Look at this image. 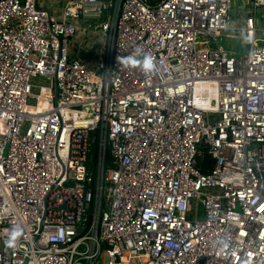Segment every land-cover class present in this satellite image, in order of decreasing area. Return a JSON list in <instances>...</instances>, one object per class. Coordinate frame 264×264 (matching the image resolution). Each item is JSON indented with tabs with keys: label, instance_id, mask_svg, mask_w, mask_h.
<instances>
[{
	"label": "built area",
	"instance_id": "obj_1",
	"mask_svg": "<svg viewBox=\"0 0 264 264\" xmlns=\"http://www.w3.org/2000/svg\"><path fill=\"white\" fill-rule=\"evenodd\" d=\"M232 2L0 0V264H264V36L210 46Z\"/></svg>",
	"mask_w": 264,
	"mask_h": 264
},
{
	"label": "rangeland",
	"instance_id": "obj_2",
	"mask_svg": "<svg viewBox=\"0 0 264 264\" xmlns=\"http://www.w3.org/2000/svg\"><path fill=\"white\" fill-rule=\"evenodd\" d=\"M230 27H235L233 30H228L231 35V40H210V46L226 47L230 44V49L235 51L236 55L247 50L248 45L243 42V38L246 40L249 38L250 32L248 27H254L256 33L260 36H264V13L258 9L254 10L251 0H233L232 8L230 10ZM242 38L241 42L240 39ZM200 213L202 210L200 209Z\"/></svg>",
	"mask_w": 264,
	"mask_h": 264
},
{
	"label": "clouds",
	"instance_id": "obj_3",
	"mask_svg": "<svg viewBox=\"0 0 264 264\" xmlns=\"http://www.w3.org/2000/svg\"><path fill=\"white\" fill-rule=\"evenodd\" d=\"M126 65L136 66L139 63L135 58L129 56L127 59L123 61ZM151 67L150 62L148 59L143 61V69L145 71L149 70ZM22 235V230L19 226H14L12 230L9 232L7 239L3 241V244L6 247L12 248L16 246L17 240Z\"/></svg>",
	"mask_w": 264,
	"mask_h": 264
},
{
	"label": "crops",
	"instance_id": "obj_4",
	"mask_svg": "<svg viewBox=\"0 0 264 264\" xmlns=\"http://www.w3.org/2000/svg\"><path fill=\"white\" fill-rule=\"evenodd\" d=\"M65 1L67 0H39V3L40 5H45L52 15H54L56 18H59L61 17V9ZM82 39L85 40L83 37L80 36L78 42ZM229 45L230 44H227L226 47H228Z\"/></svg>",
	"mask_w": 264,
	"mask_h": 264
},
{
	"label": "trees",
	"instance_id": "obj_5",
	"mask_svg": "<svg viewBox=\"0 0 264 264\" xmlns=\"http://www.w3.org/2000/svg\"><path fill=\"white\" fill-rule=\"evenodd\" d=\"M97 153H98V140H97V138H94L90 141L89 152H88V158H89L88 162H89V166H90V171H92V172L94 170ZM203 160L205 162L211 163V160L209 159V157L207 155H205L203 157ZM205 169H206V167L204 166L203 171H206Z\"/></svg>",
	"mask_w": 264,
	"mask_h": 264
}]
</instances>
